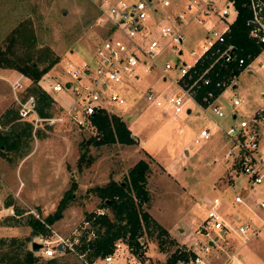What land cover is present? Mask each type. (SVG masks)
I'll return each instance as SVG.
<instances>
[{
    "label": "rangeland",
    "instance_id": "374dc122",
    "mask_svg": "<svg viewBox=\"0 0 264 264\" xmlns=\"http://www.w3.org/2000/svg\"><path fill=\"white\" fill-rule=\"evenodd\" d=\"M223 2L217 0V4ZM184 3L185 0H180L181 6ZM96 18L97 10L90 0H0V46L18 24L29 21L36 37V47L51 49L60 60L41 81L55 100L51 120L40 119L36 113L22 120L32 122L34 127L30 154L23 159L0 157V241H4L0 243V264H12L10 259L16 253L22 254L18 241H23L25 248L32 252L31 244L39 243L40 239L69 244L94 233L86 220L87 215L102 209L94 189L110 181L124 182L129 170L140 160L150 166L147 179L150 203L145 209L168 232V236L158 237L157 232L144 234L140 239L141 256L124 252L114 264H164L176 252L190 255L187 262L177 264H193L196 253L201 254L209 238L214 239L216 235L199 232L206 211L204 206L199 208V201L213 198L221 200L224 222L231 228V233H226L225 240H218L203 258V264H226L233 254L244 257L243 264H264V230L242 246L234 234L238 224L233 218L238 214L242 224L260 228L264 223V210L259 207L261 202L264 203V187L253 186L246 176L237 172L235 163L224 159L233 143L222 131L235 124L231 117L234 98L244 102L236 110V122L249 120L264 105L261 96V93L264 95V71L259 68L264 56L253 61L251 73L245 72L235 78L236 89L226 93L221 101L224 118L210 119L193 104H189L190 115L185 112L175 116L167 102L163 101L161 107L146 102L148 89L160 97L179 93L174 84L178 77V69L174 67L176 57L170 51L163 52L152 72L144 74L138 67V81L124 76L121 84H109L103 93L106 98L113 93L124 98L122 106L107 101L105 111L121 118L138 144L132 148L120 145L96 148L91 144L95 130L77 126L67 112L68 105L76 99L73 91L65 87L55 96L51 91L55 83L69 81L65 74L67 65H80L91 60L104 37V31L95 26ZM232 18L233 14L230 20ZM207 29L208 25L202 29L193 23L184 28L185 39L181 48L182 60L186 63L191 64L201 51ZM150 38L155 39L157 35ZM191 51L196 52L195 57L188 56ZM166 63L173 68L163 81L160 75ZM24 82L26 85L16 92V99L11 86L0 79V116L9 107L19 108L18 103L22 102L31 84L26 78ZM37 118L40 120L36 123ZM202 129H209L211 138L195 144ZM35 132H39V136ZM262 147L264 140L260 142V153L264 155ZM82 154L85 161L81 162ZM73 187L74 200L70 201L62 218L50 227V236L33 237L31 229L24 224L27 216L31 214L43 219L53 214L64 194ZM236 196L242 198V204L234 203ZM8 203L14 204L23 214L17 216L14 207H6ZM16 221L20 225H15ZM12 240L16 242L12 243ZM160 240L162 246H159ZM74 246L64 255L57 254L54 259L58 264L84 263V257L76 254ZM33 254L43 264L53 259L43 258L41 250Z\"/></svg>",
    "mask_w": 264,
    "mask_h": 264
},
{
    "label": "built area",
    "instance_id": "2783aa9c",
    "mask_svg": "<svg viewBox=\"0 0 264 264\" xmlns=\"http://www.w3.org/2000/svg\"><path fill=\"white\" fill-rule=\"evenodd\" d=\"M90 2L97 10L95 26L104 31V37L96 46L90 61L82 62L80 65L78 63L67 65L65 74L70 82L55 83L51 88L55 96L70 86L67 89L73 91L76 99L68 105L67 112L71 121L79 127L90 126V117L101 110H106L107 101L119 106L124 105V98L115 93L110 94L108 98L105 97L103 93L109 84H121L124 76L128 80L138 81V67H141L139 70L144 74H149L157 68V60L165 51H170L176 57L177 64L174 67L178 69V77L174 84L179 93L170 97L166 95L160 97L148 89L145 93L146 102L156 107H161L163 101L167 102L175 116L190 111L189 104H193L209 115L210 119L224 118L221 101L226 93L236 89L235 78L245 72L251 73L253 61L259 56H264V0H245L250 13L246 22L248 38L260 47L257 57L244 53L231 41V27L238 16L232 0H224L222 4H217V0H185L183 6L180 0H90ZM232 14L233 18L230 20ZM192 23L202 29L208 25L209 29L205 32L199 54L196 56L195 51L188 54L190 58L196 56L193 62L188 64L182 60L181 47L185 39L184 28ZM155 34L157 38L149 39ZM172 68L170 63H166L160 79L165 81L167 72ZM259 68L264 71V62ZM22 79L23 76H20L16 82L10 84L15 98L16 92L23 89L20 82ZM261 96L264 100L263 93ZM18 105L21 120L35 114L33 97H29L25 102H19ZM231 105L235 124L222 131L231 140L233 147L224 159L235 163L237 172L246 176L253 186L264 187V155L259 151L260 142L264 140V105L249 120L240 119L238 122L236 110L242 107L244 102L234 98ZM39 120L37 118L34 121L37 123ZM49 120L51 119L47 121ZM214 125L218 127L215 123ZM211 134L209 129H202L194 143L209 141ZM234 203L242 204L243 200L236 196ZM201 204L206 211L199 232L207 236L213 233L216 235L214 239L209 238L201 254L196 253L193 264H203V258L213 246H216L218 240H225L223 237L226 233H231V228L224 222L219 198L203 199ZM259 207L264 210V203L261 202ZM105 214L103 209L96 213L97 216ZM261 230H264V223L260 228L240 224L234 234L241 240V245L245 246L250 240L256 239ZM90 234L94 238V233L91 232L86 241L91 239ZM38 241V244L43 245L41 255L45 259L55 258L57 254H63L79 243L77 239L69 244L62 241L54 244L44 239ZM58 246L62 247V252L57 250ZM124 252L131 254L126 243L119 240L114 244L112 254L98 260L96 264H114ZM226 264H243V258L239 254H233Z\"/></svg>",
    "mask_w": 264,
    "mask_h": 264
},
{
    "label": "trees",
    "instance_id": "16d2710c",
    "mask_svg": "<svg viewBox=\"0 0 264 264\" xmlns=\"http://www.w3.org/2000/svg\"><path fill=\"white\" fill-rule=\"evenodd\" d=\"M232 1L235 3L238 16L231 27V41L244 53L257 57L260 47L248 38L246 22L250 13L246 2L245 0ZM36 42L31 23L23 21L18 24L0 46V69L16 71L30 81L31 84L27 87L22 102L33 97L35 113L40 119L48 120L52 118L51 111L55 100L41 85V81L60 60L49 48L39 50ZM90 124L88 127L93 128L96 133L91 144L96 148L113 145L129 147L138 144L125 122L118 116L109 115L105 110L93 114L90 117ZM33 131L32 122L21 120L18 107L7 108L0 116V157L9 159L14 156L17 159H23L28 156ZM35 135L39 136V132H35ZM80 161H85L84 154ZM149 174V163L140 160L129 170L124 182L110 181L105 186L94 189L101 200L100 207L107 210L110 215L109 213L103 216H97L96 213L87 215L86 220L94 230V238L86 241L87 236H85L78 245L74 246L76 254L83 255V264H96L98 260L112 254L114 244L119 240L126 243L133 256L139 257L142 247L140 239L144 234L152 235L157 232L158 237L168 236V232L145 209V206L150 203V194L147 189ZM73 189L74 187L64 194L53 214L43 219L35 218L31 214L27 216L24 224L31 229L33 237L50 236V227L62 218L70 201L74 200ZM6 207H14V204L8 203ZM14 209L17 216L23 214L17 207ZM15 225H20V222L16 221ZM15 242L16 240H12V243ZM162 242L159 241V246H162ZM0 243L3 244L4 241ZM18 246L22 248V254L16 253L10 259L12 264H43L38 257L25 248L26 244L23 241H18ZM5 255L9 254L5 253ZM189 256L186 252H176L164 264L187 262ZM44 264H58V261L53 258Z\"/></svg>",
    "mask_w": 264,
    "mask_h": 264
},
{
    "label": "crops",
    "instance_id": "0c3cea01",
    "mask_svg": "<svg viewBox=\"0 0 264 264\" xmlns=\"http://www.w3.org/2000/svg\"><path fill=\"white\" fill-rule=\"evenodd\" d=\"M20 76H22L21 74H19V73H15V72H13V71H8V70H1V73H0V79L1 80H3L4 82H6V83H8L9 85L10 84H12V83H14V82H16L19 78H20ZM24 76H23V79L20 81L21 83H22V85L23 84H25V82H24ZM27 80V79H26ZM26 85V84H25ZM106 105H107V102H106ZM196 110H198L197 108H196ZM4 112V111H3ZM2 113V112H1ZM192 113V110H191V108H190V113H189V115ZM188 115V114H187ZM231 117H232V119H233V117H234V113H233V111L231 112ZM215 128H216V126H215ZM133 135V134H132ZM134 136V135H133ZM135 137V136H134ZM126 148H132V146H130V147H126ZM259 151H260V146H259ZM262 151L264 152V148L262 147ZM261 152V151H260ZM262 153V152H261ZM26 161V160H25ZM201 202H202V200H200L199 201V208L200 207H203V205L201 204ZM236 204V203H235ZM233 218H234V220H235V223L236 224H238V225H240V224H242L241 223V219H240V217H239V215L238 214H235L234 216H233ZM244 258V257H243Z\"/></svg>",
    "mask_w": 264,
    "mask_h": 264
},
{
    "label": "water",
    "instance_id": "95a60500",
    "mask_svg": "<svg viewBox=\"0 0 264 264\" xmlns=\"http://www.w3.org/2000/svg\"><path fill=\"white\" fill-rule=\"evenodd\" d=\"M69 87H70V86H67V88H69ZM189 113H190V111L187 112V114H189ZM241 140H242V138H241ZM222 235H223V234H221V236H222ZM42 248H43V245L38 244V243H36V242H33V243L31 244V250H32V253H38ZM57 250L60 251V252H62V247H61V246H58Z\"/></svg>",
    "mask_w": 264,
    "mask_h": 264
}]
</instances>
